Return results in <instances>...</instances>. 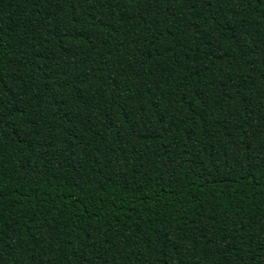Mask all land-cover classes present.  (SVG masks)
<instances>
[{"label": "trees", "instance_id": "16d2710c", "mask_svg": "<svg viewBox=\"0 0 264 264\" xmlns=\"http://www.w3.org/2000/svg\"><path fill=\"white\" fill-rule=\"evenodd\" d=\"M0 264H264V0H0Z\"/></svg>", "mask_w": 264, "mask_h": 264}]
</instances>
